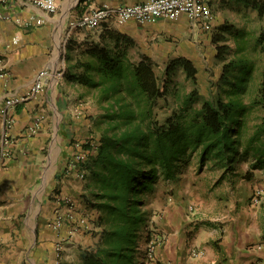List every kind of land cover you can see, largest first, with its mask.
<instances>
[{
    "label": "crops",
    "instance_id": "1",
    "mask_svg": "<svg viewBox=\"0 0 264 264\" xmlns=\"http://www.w3.org/2000/svg\"><path fill=\"white\" fill-rule=\"evenodd\" d=\"M142 1L58 0L54 14L28 0L0 4V67L10 73L0 76V144L6 134L14 140L10 144L13 155L0 170V264H55L59 243L64 248L61 264H78L84 249L96 247L100 231L95 219L100 211L92 203L94 189L66 170L73 167L70 161L80 148L79 142L72 140L89 130L83 126L85 107L78 102L90 101L88 86L65 77L66 69L73 65L67 59L69 41L98 42L103 30L116 29L134 40L130 54L167 58L187 54L192 34L197 37L204 32L193 28L186 17L154 24H119L111 19L97 30L71 26L85 12L105 4ZM228 1H210L216 24L222 21L220 10ZM31 16H45V23L26 25ZM15 36L21 38L20 43L10 45ZM45 67L51 71L45 89L11 108L8 114L13 115L14 122L8 124L3 112L6 99L26 93L35 74ZM39 114L44 116L41 127L27 136L28 126ZM67 194L78 197L77 214H88L93 221L88 232L79 229L70 236L72 223L67 220L60 228L54 226L58 212L68 211L59 199ZM228 211L227 219L196 225L193 222L199 218L191 219L186 210L173 209L166 218V240L157 244L152 264H264V248H256L264 245V216L244 209ZM194 247L203 249L204 255L194 257Z\"/></svg>",
    "mask_w": 264,
    "mask_h": 264
},
{
    "label": "trees",
    "instance_id": "2",
    "mask_svg": "<svg viewBox=\"0 0 264 264\" xmlns=\"http://www.w3.org/2000/svg\"><path fill=\"white\" fill-rule=\"evenodd\" d=\"M250 3L264 13V0ZM221 29L231 32V27ZM134 43L127 34L109 29L101 32L98 42L70 40L68 44L67 59L73 65L65 77L99 89L100 101L107 103L102 120L106 126L93 140L96 153L82 165L89 177L86 186L94 189L92 203L101 213L98 220L103 228L96 247L84 249L78 264H143L140 242L153 239L143 197L154 191L160 179H175L196 152L201 164L212 158L230 168L243 154L255 158V168L264 167V71L254 84L253 64L229 60L222 75V81L231 85L224 90L228 99L220 95L197 108L200 92L196 87L161 121L155 109L170 92L177 95L170 84L177 68L194 83L199 70L191 59L178 57L161 77L149 55L131 58ZM259 43L264 46V32ZM217 48L221 57L228 46L218 44ZM249 107L262 111L251 134L245 119ZM89 147L90 143L85 144Z\"/></svg>",
    "mask_w": 264,
    "mask_h": 264
},
{
    "label": "rangeland",
    "instance_id": "3",
    "mask_svg": "<svg viewBox=\"0 0 264 264\" xmlns=\"http://www.w3.org/2000/svg\"><path fill=\"white\" fill-rule=\"evenodd\" d=\"M250 1L230 0L225 2L226 4L220 10L222 21L219 24L215 22L212 31L202 32L200 36L198 33V38L192 34L191 41L193 43L186 48L187 54L170 55L167 58L159 54L157 57H152L156 64V72L161 77L164 76L169 62L178 57L191 59L199 70L197 82L194 83L186 76L183 69L177 68L170 84L171 89L178 93L176 95V93L170 92L166 98L158 102L155 109L158 119L164 121L170 116L173 110L180 106L183 97L196 87L200 92L199 101L195 104L197 108H200L206 100H212L220 95L228 99L224 90H229L231 85L222 81V75L224 64L229 60L243 59L253 64L255 71L252 82L255 84L259 80L264 71V46L259 43V37L264 32V13H260L251 5ZM223 26L231 27V32L222 31ZM222 36L224 37L220 39L219 43L214 42V38ZM208 40L209 42H206ZM177 43L179 44V42ZM218 44L228 46L227 51L221 57L218 55ZM130 56L133 60L140 58L135 53ZM86 93L90 101L82 100V103H78L85 107L82 116L83 126L89 130H85L84 136L80 139L72 140V142H79L84 147L88 140L96 141L101 136V131L106 126L102 120L107 114L105 110L107 103L100 101L99 89L89 87ZM81 99L84 98L80 97ZM261 114L262 111L259 108L249 107L245 119L250 134L260 121ZM255 161L254 157L241 154L230 168L212 158L205 164H201V156L198 151L175 179H160L156 183L154 191L143 197L145 200L143 209L148 212L153 239L151 241L144 239L140 242V248L145 252V257L142 256V251L139 252L142 263L152 264L157 246L155 243L166 240V218L173 209L186 210L191 219L199 218L193 222L196 225L205 221L217 223L227 219L228 210L232 209H244L250 213L258 212L264 216V167L255 168ZM66 170L76 174V171ZM77 177L83 185H86L85 179L89 180V177L84 179ZM67 195L78 199L76 194L74 196ZM256 197L259 201L255 200ZM64 205L67 204L64 203ZM98 218L99 216L95 220L98 221ZM92 223L93 221L90 219L89 226ZM96 227L101 236L103 226L96 223ZM80 229H83L84 233L89 231V228L87 230L86 228Z\"/></svg>",
    "mask_w": 264,
    "mask_h": 264
},
{
    "label": "built area",
    "instance_id": "4",
    "mask_svg": "<svg viewBox=\"0 0 264 264\" xmlns=\"http://www.w3.org/2000/svg\"><path fill=\"white\" fill-rule=\"evenodd\" d=\"M15 0H0V4H8ZM31 3L39 6L47 13L54 14L58 11V0H28ZM211 0H145L134 4H123L118 6H112L105 4L97 7L91 11L85 12L81 17L75 19L71 26L73 28H86L90 30L99 29L103 23L108 20L115 19L119 24H125L129 21H135L140 24H154L161 20L163 21H179L183 17H186L190 22V25L195 29H202L205 31H212L216 16L213 7L210 4ZM45 23V16H31L26 19V25H38L41 26ZM21 41L19 36H15L11 40L10 45H18ZM10 75L9 71L5 67H0V76L6 77ZM51 76L49 68L45 67L40 69L34 76L32 85L26 93L16 94L6 99V107L3 112L7 115L6 122L10 125L14 122V117L9 113L11 108L25 102L29 97L37 95L45 89V85L48 78ZM44 116L39 114L35 117L34 121L27 128V136H33L41 127ZM14 140L10 134H6L3 138L2 144H0V170L3 169L6 159L12 157L13 152L10 148V144H13ZM90 143L89 148H85L79 143L80 148L74 153L70 165L73 167L71 170H75L77 176L84 179L86 177V170L82 168L84 162H86L91 154L96 153L97 144L93 141H87ZM69 169V167H68ZM61 202L67 204L68 211L66 213L58 212L54 226L60 228L64 221L67 220L72 223L70 236H73L80 228H89L90 216L88 214H77V202L71 196L64 195L59 197ZM256 201L259 199L256 197ZM158 242V241H157ZM155 243L156 245L158 243ZM154 244V245H155ZM258 250L264 248L263 244L256 246ZM63 244L57 245L56 251V263L61 264L63 259ZM194 257L204 255V250L198 247H194L191 251Z\"/></svg>",
    "mask_w": 264,
    "mask_h": 264
}]
</instances>
